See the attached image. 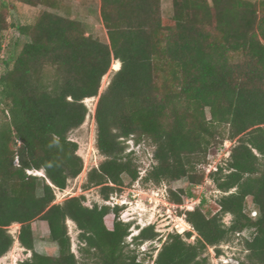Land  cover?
<instances>
[{
  "label": "trees",
  "instance_id": "trees-1",
  "mask_svg": "<svg viewBox=\"0 0 264 264\" xmlns=\"http://www.w3.org/2000/svg\"><path fill=\"white\" fill-rule=\"evenodd\" d=\"M13 1L47 10L33 25H10L0 11V56L3 33L16 30L0 75V259L15 241L8 228L19 224L18 241L32 252L22 264H147L128 250L131 224L121 220L123 206L89 208L83 196L54 204L55 190L83 171L69 134L85 123L84 101L98 97L119 61L95 113L96 145L105 160L89 172L85 188L100 187L108 201L121 192L123 176L139 179L124 145L130 138L154 146L156 164L145 181L156 185L182 178L201 184L196 171L208 164L209 151L235 141L226 167L211 175L226 194L219 215L187 211L196 242L170 235L154 264H207L208 247L219 255L222 242L246 230L252 232L247 262L264 264V0H173L167 20L161 0H100L108 43L69 17L68 0ZM249 197L255 218L246 213ZM225 215L232 216L229 227L222 224ZM36 220L47 223L57 256L35 250ZM67 221L79 231L81 261L71 251ZM156 238L149 226L135 240Z\"/></svg>",
  "mask_w": 264,
  "mask_h": 264
},
{
  "label": "rangeland",
  "instance_id": "rangeland-1",
  "mask_svg": "<svg viewBox=\"0 0 264 264\" xmlns=\"http://www.w3.org/2000/svg\"><path fill=\"white\" fill-rule=\"evenodd\" d=\"M253 1L258 2L259 0ZM65 3H67L65 5L67 12L68 8L70 11L69 17L79 21L87 35L103 43L109 42L99 13L100 0H69ZM70 5H72L71 8ZM161 9L163 18L167 20L173 15V0H161ZM46 10L47 8L44 6L32 8L13 0H0V11L8 13L7 21L10 25H33ZM15 37L16 30L11 27L3 33L4 51L0 56V75L6 68L4 61L9 58L10 48H8V43ZM120 68V62L113 61L109 72L102 79L98 97L84 101L89 110L86 121L79 129L69 134V140L78 145L77 155L83 160V171L77 178L68 182V187L65 190H55L56 200L54 204H62L71 197L83 196L85 197L84 205L86 207L92 208L95 204L103 205L104 200L101 196L100 187L85 188V186L87 185L89 172L98 168L105 160L96 145L97 124L95 113L99 97L108 89L115 73ZM235 144V141L227 140L222 146L212 148L209 151L208 164L198 167L196 171L198 177H203L201 184L195 185L188 178H182L156 185L153 181H145L148 173L156 164L153 158L154 146L145 141L137 143L132 138L125 141L126 154H130L133 158L140 176L134 183L123 176L124 185L120 188L121 192L118 191L114 194H118L119 199H121L119 204L124 205V209L120 214L122 221L131 224L126 243L128 250L138 256V261L154 264L158 252L170 235L181 234L183 240L187 243L196 242L198 235L191 225L186 222L185 214L187 211L199 207L209 218L217 213L219 215V200L226 194L217 188L211 175L216 172L217 168L226 167L230 151ZM30 173L45 177L44 171H32ZM178 198L182 200L180 204L177 202ZM257 212L252 198L249 197L246 202V213L255 218ZM221 217L223 226L229 227L232 216L225 215ZM109 218H113L112 211ZM32 226L35 237V250L43 255L57 256L59 253L58 246L50 240L47 223L36 220ZM149 226L154 227L157 238L153 241H136L135 238L140 231ZM67 227L71 238V251L81 261L82 255L79 251L82 244L79 240V231L72 221H67ZM8 231L15 241L10 251L0 259V264H22L32 257V252L26 251L18 241L19 224L10 226ZM189 232L192 233L190 238L186 236ZM251 233V231L246 230L222 242L217 248L221 251L219 255L215 247H208L203 258L207 259V264H249L246 258L248 252L245 250V241L250 239Z\"/></svg>",
  "mask_w": 264,
  "mask_h": 264
},
{
  "label": "built area",
  "instance_id": "built-area-1",
  "mask_svg": "<svg viewBox=\"0 0 264 264\" xmlns=\"http://www.w3.org/2000/svg\"><path fill=\"white\" fill-rule=\"evenodd\" d=\"M120 200L121 199H119L118 194H114V195H111V197L108 201H103V205L111 206L112 208H114L116 206H124V205L119 204ZM121 220H122V218H121Z\"/></svg>",
  "mask_w": 264,
  "mask_h": 264
},
{
  "label": "crops",
  "instance_id": "crops-1",
  "mask_svg": "<svg viewBox=\"0 0 264 264\" xmlns=\"http://www.w3.org/2000/svg\"><path fill=\"white\" fill-rule=\"evenodd\" d=\"M68 1H69V0H68ZM68 1H67V2H68ZM69 7L71 8V7H72V5H70ZM99 13H100V9H99ZM100 17H101V16H100Z\"/></svg>",
  "mask_w": 264,
  "mask_h": 264
},
{
  "label": "bare ground",
  "instance_id": "bare-ground-1",
  "mask_svg": "<svg viewBox=\"0 0 264 264\" xmlns=\"http://www.w3.org/2000/svg\"><path fill=\"white\" fill-rule=\"evenodd\" d=\"M86 100H89V99H86ZM39 174H41V173H39Z\"/></svg>",
  "mask_w": 264,
  "mask_h": 264
}]
</instances>
